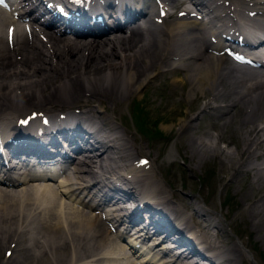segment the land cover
I'll return each mask as SVG.
<instances>
[{
    "label": "bare ground",
    "instance_id": "1",
    "mask_svg": "<svg viewBox=\"0 0 264 264\" xmlns=\"http://www.w3.org/2000/svg\"><path fill=\"white\" fill-rule=\"evenodd\" d=\"M187 1L196 9L198 8L197 14H206L204 20L200 21L196 16H192L193 10L185 8ZM155 2L156 0H137L131 3L133 6L129 5V8L136 13H144L141 25H135V21H130L133 16L123 17L125 23L134 26L130 28L129 36L111 37L109 32L103 34L98 41L73 42L65 39L63 37L65 35L57 36L51 31L47 33L44 29L43 35L47 38V42L40 40L42 33L36 30H32L31 39H29V35L20 30L16 24L17 21L0 11L1 96H17L13 99L16 106H21L23 103L24 106L32 105L34 108H39L38 112H44L52 119L56 116L52 114L54 111L65 115L66 118L62 120L57 119L59 116L57 115L53 121H49L48 128L52 129V136H50L52 140L55 134H60L74 144L75 138H80L87 129L89 133V123L96 120L100 127L107 128L110 137L112 136L109 145L99 141L100 152L95 153L94 156H83L78 158L77 162L68 159L69 167L75 166L74 170L67 171L64 179L56 182L54 186L50 184L54 181L46 183L41 180H31L33 182H30L28 174L18 176L12 171H1L0 177L4 183L0 184L4 185L5 191H2L0 195L2 198L0 236L10 237L11 235L10 238L14 239L12 243H16V246L9 259H3L0 255V264H25V257L17 255L20 252L28 253L30 249L27 244L24 246L20 239L21 234L36 243L37 248L32 264H40L48 260L51 262L48 261V264H171L169 258L161 257V250L173 247V244H165V247L160 248L150 247L152 244L148 245L145 239H140L142 234L131 240V243L124 241V237L120 234L123 229L118 226L117 215L107 216L104 220L101 214L96 213L103 210L98 208L109 201L108 197L105 193L102 195V200L97 197L100 200L98 203L87 198L90 196L89 192L88 195L85 193L88 189L99 193H102L100 189H105L108 193L111 188L117 191H123L122 188H126L128 195L134 198L131 205L143 206L146 215L154 219L157 227L165 231L175 227L179 235L177 242L186 243L188 250L197 258L195 264H226L224 260L216 263L215 253L205 254L210 251L209 246L202 250L201 246H195L194 239L187 240V235L192 233L190 237L193 236L205 242L202 239L204 236L193 230L189 221H185V216L179 207L163 196L165 192L159 187L160 183L156 177L151 180L150 176L143 175L138 180L139 174L142 173L138 163L143 157L136 160V157L128 156L131 151L129 147L123 145L125 140L119 127L113 117L102 114L103 110H100V106H104L105 100L115 104L121 101L122 97H129L134 91L140 93L159 73L179 68L188 78L189 91H199L202 96L208 93L207 97H204L205 103L201 112L208 110L210 131L214 128L210 124L213 123L215 126L219 118L222 119V122L218 123L216 133L220 144L207 138L206 142L198 141L199 145L194 149L187 146L189 139H185V151L192 155L202 152L204 159L216 154L220 165L225 170H232V175L250 173L252 185L264 188L262 185L264 184V176H262L264 166L261 163L257 168L256 164H252V161L264 157V125L251 129V126L255 125V121L253 122L255 111L257 108H264V62L261 70L257 71L253 78L246 79L250 76L226 65L225 55L223 56V50L226 47L223 48L222 41L230 35H235L229 34L231 29L227 27L228 25H224L223 15L227 14L231 19L227 23L233 22L237 9L241 7H248L249 13L256 12L255 25H260L264 30V0H161L171 7L180 4L184 9L180 10L179 16L169 21L168 25L161 27L164 30H160L162 34L159 39H152L150 37L152 33L150 36L148 33L154 20L158 19L157 15L151 18L152 10L156 9ZM111 3L113 2H108L107 6L109 7ZM220 3L228 7L223 6L220 9ZM99 6L100 4L96 3L95 7ZM116 7L122 9V5L117 4ZM30 17L32 15H29ZM7 24L15 26L11 49L1 31ZM33 24L36 23L33 22ZM218 24H220L219 27ZM209 28L212 29L209 39L214 37L215 41L202 46L199 36H202ZM248 40L250 41L248 45H251L256 39L249 34ZM195 43H199L198 48ZM145 54L155 56L149 58L146 55L142 59ZM14 56H21V58L18 60ZM142 60H144L141 63L144 66L143 69L137 66V63ZM153 68H159L158 73L148 70ZM125 82L128 84L125 85ZM18 91H20L19 95ZM111 91L114 92L113 95L110 94ZM240 91L245 93L242 94ZM93 102H97V105L93 106ZM8 103H6L7 106H4L3 102L0 103L2 123L0 143L9 138L20 137L11 136L16 132L15 125L20 118L17 116L21 114L9 110ZM248 103L252 104L251 108L243 112L241 106ZM93 109H96V113H93ZM76 110H79L78 114ZM251 112L254 114L250 115ZM195 118L196 116H189L180 123V127L182 129L190 127L189 123ZM14 119L15 125L10 130L6 129L11 126V121ZM34 126L38 127L35 120L30 122L26 131H30ZM228 126L231 127L232 135L238 139L241 150L237 151V148H234L235 150L231 151L227 146L222 148V144L229 145L225 136ZM39 130L40 128L36 129V131ZM178 132L179 135L184 134L182 130ZM239 132L242 136L238 135ZM24 135L29 136L27 132ZM19 148L15 147L16 150ZM135 150L137 153L143 152L142 147H136ZM137 153L134 152L136 155ZM153 165L154 163H151V169ZM54 169L52 167V170ZM260 185L263 187H259ZM19 186L23 187L18 191L19 193L8 191ZM127 193L124 192L125 195ZM59 195L61 197H57ZM147 203L159 210L160 214L152 210ZM140 210L135 208L130 216L135 219L133 216H136ZM194 210L198 214L197 209L194 208ZM106 222L111 223V226H117V231L113 233ZM36 231L46 235L44 236L46 239L41 237L45 244L38 242ZM170 236L168 233L164 238ZM127 237L130 238V236ZM113 241L119 244L121 251V248L119 249ZM126 250L129 254L125 252ZM14 256L17 257L14 258ZM225 256L229 258V255ZM41 258L47 259L41 262Z\"/></svg>",
    "mask_w": 264,
    "mask_h": 264
},
{
    "label": "rangeland",
    "instance_id": "2",
    "mask_svg": "<svg viewBox=\"0 0 264 264\" xmlns=\"http://www.w3.org/2000/svg\"><path fill=\"white\" fill-rule=\"evenodd\" d=\"M182 9L184 7L180 4L175 5L172 9L170 8V12L173 11V16L166 19L165 24L153 23L148 35L150 36L152 33L150 36L152 39H159L162 34L160 30H164L161 27L165 26ZM154 13L157 15V12ZM142 33L145 34L144 31ZM117 35L121 36V34ZM205 40L207 41L208 37ZM195 44L198 48L199 43ZM146 55L149 58L155 56L145 54L142 59ZM143 61L137 63L138 68H144L141 64ZM226 65L231 66L228 62H226ZM235 68L240 72L243 71L246 76L255 75L252 71L242 70L240 67ZM148 70L158 73L159 68ZM253 77H247L246 79ZM127 84L125 82V85ZM240 92L245 93L244 91ZM110 94L113 95L114 92L111 91ZM51 95L53 96V93ZM207 95L208 93L202 96L199 91H189V81L184 71L171 69L159 73L152 83L140 93L134 91L129 97H122L121 101L119 100L115 104H111L106 100L103 101L104 106H100V110H103L102 114L113 117L125 140L123 145L129 147L128 149L131 151V154L130 152L128 154L130 158L144 157L154 163V169L144 168L145 170L140 174L141 177H138V180L143 175L150 176L151 180L156 177L160 183L159 187L165 192L163 196L169 198L174 202V205L179 207L181 213L185 216V221H189L193 230L204 236L202 239L206 244H211L216 252L219 250L218 252L222 254L226 264H264V201H262L264 188L261 189L252 185L250 173L244 172L243 174L232 175V170H225L220 165L219 157L216 154L204 159L202 152L192 155L185 151V139H189L187 143L189 148H196L199 145L198 141L203 140L206 142L207 138L220 144L216 133L218 123H221L222 119L219 118L215 126L211 123L210 125L214 128L210 131L208 110L201 112L205 103L204 97H207ZM137 102H140L143 107L140 113L138 108L133 109V105ZM92 104L96 106L97 102ZM251 106L252 104L248 103V105L241 106V110L245 112ZM261 109L257 108L255 114L251 112L250 115L254 114L253 122L255 121V125L251 126V129L263 125L264 108ZM92 111L96 113V109ZM189 116H196V118L189 123L190 127L182 129L180 123ZM140 118L144 120L143 132L149 130L150 137H147L138 129L137 125H139ZM155 123H157L158 128H156ZM156 129L161 131L159 137L154 136ZM180 130L184 131V134L179 135L178 131ZM241 134L239 132L238 135L242 136ZM225 136L229 145L222 144V148L227 146L231 151L236 148L237 151L241 150L238 139L231 133L230 126L226 128ZM213 146L216 147L215 144ZM136 147H142L143 152L137 153ZM261 163L264 166V157L252 161V164H256L257 168ZM262 176H264V173ZM262 185L264 186L263 183ZM262 185L259 187H263ZM194 208L197 209L198 214ZM10 237L12 236L10 235ZM10 237L0 236V255L3 256V259L4 250L10 248L12 244L16 245V243H12L14 239ZM20 239L26 246L27 237L21 234ZM114 244L118 246L116 243ZM35 245L33 244L30 248L29 254L20 252L17 255L18 257H25V264L33 263L37 248ZM225 255H229V258ZM17 256H14V258ZM114 257L116 258V256ZM46 259L41 258L40 261L43 262ZM48 261L40 264H48Z\"/></svg>",
    "mask_w": 264,
    "mask_h": 264
},
{
    "label": "trees",
    "instance_id": "3",
    "mask_svg": "<svg viewBox=\"0 0 264 264\" xmlns=\"http://www.w3.org/2000/svg\"><path fill=\"white\" fill-rule=\"evenodd\" d=\"M141 110H142V108L138 109L139 113L141 112ZM139 123H140L139 127L142 129L143 121L141 120V118L139 119Z\"/></svg>",
    "mask_w": 264,
    "mask_h": 264
},
{
    "label": "snow or ice",
    "instance_id": "4",
    "mask_svg": "<svg viewBox=\"0 0 264 264\" xmlns=\"http://www.w3.org/2000/svg\"><path fill=\"white\" fill-rule=\"evenodd\" d=\"M0 2H2V0H0Z\"/></svg>",
    "mask_w": 264,
    "mask_h": 264
}]
</instances>
